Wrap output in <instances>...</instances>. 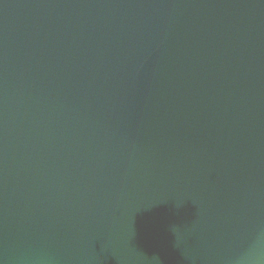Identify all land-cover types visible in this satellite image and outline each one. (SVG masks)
Segmentation results:
<instances>
[{
  "label": "water",
  "instance_id": "1",
  "mask_svg": "<svg viewBox=\"0 0 264 264\" xmlns=\"http://www.w3.org/2000/svg\"><path fill=\"white\" fill-rule=\"evenodd\" d=\"M0 264H264V0H0Z\"/></svg>",
  "mask_w": 264,
  "mask_h": 264
}]
</instances>
